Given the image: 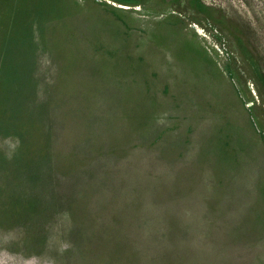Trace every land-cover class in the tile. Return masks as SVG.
I'll return each instance as SVG.
<instances>
[{"label":"rangeland","instance_id":"obj_1","mask_svg":"<svg viewBox=\"0 0 264 264\" xmlns=\"http://www.w3.org/2000/svg\"><path fill=\"white\" fill-rule=\"evenodd\" d=\"M0 264H264V0H0Z\"/></svg>","mask_w":264,"mask_h":264}]
</instances>
